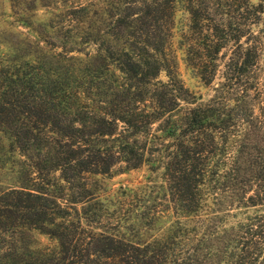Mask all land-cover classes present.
<instances>
[{
    "label": "trees",
    "instance_id": "16d2710c",
    "mask_svg": "<svg viewBox=\"0 0 264 264\" xmlns=\"http://www.w3.org/2000/svg\"><path fill=\"white\" fill-rule=\"evenodd\" d=\"M176 2L0 0V264H264V0H184L205 99ZM143 163L173 215L141 238L92 204Z\"/></svg>",
    "mask_w": 264,
    "mask_h": 264
},
{
    "label": "rangeland",
    "instance_id": "374dc122",
    "mask_svg": "<svg viewBox=\"0 0 264 264\" xmlns=\"http://www.w3.org/2000/svg\"><path fill=\"white\" fill-rule=\"evenodd\" d=\"M187 25L188 14L184 8V0H177L171 38L177 74L188 90L205 99L210 94V87L203 85L195 72L184 62L183 34L187 31ZM159 77L164 79L162 74ZM161 171L160 167L154 168L149 163H143L129 169L115 166L109 174L94 177L96 203L93 202L92 208L100 209L103 221H107L106 225H109L106 226L108 229H116L131 237L138 235L143 238L153 234L171 220L173 213L169 208ZM154 216L157 220L153 224H148L147 221ZM137 220L140 222L137 225L133 224Z\"/></svg>",
    "mask_w": 264,
    "mask_h": 264
}]
</instances>
